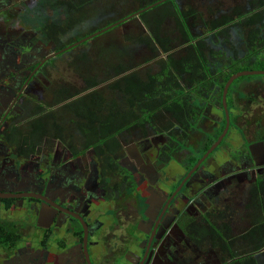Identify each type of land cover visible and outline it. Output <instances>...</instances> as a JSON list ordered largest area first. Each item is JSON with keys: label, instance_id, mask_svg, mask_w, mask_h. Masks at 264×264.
Wrapping results in <instances>:
<instances>
[{"label": "flooded vegetation", "instance_id": "af4514ba", "mask_svg": "<svg viewBox=\"0 0 264 264\" xmlns=\"http://www.w3.org/2000/svg\"><path fill=\"white\" fill-rule=\"evenodd\" d=\"M46 2L0 0V257L19 264H239L248 253L236 251L262 241L237 237L264 225L262 89L250 97L252 86L241 84L246 98L238 99L230 85L226 117L219 85H181L180 95L192 93L202 108L198 118L205 116L200 136L188 127L187 113L177 122L167 108L136 109V116L129 107L107 135L105 119L87 113L89 93L105 94L106 81L87 85V67H78L73 53L63 57L84 84L60 85L54 74L60 49L77 41L62 36L82 28L86 2ZM139 14L127 20L141 24ZM96 27L84 33L104 26ZM166 92L175 95L170 87ZM149 100L139 98L142 106ZM81 107L85 112L76 113ZM239 187L246 189L248 227L231 235V221L218 208Z\"/></svg>", "mask_w": 264, "mask_h": 264}, {"label": "trees", "instance_id": "16d2710c", "mask_svg": "<svg viewBox=\"0 0 264 264\" xmlns=\"http://www.w3.org/2000/svg\"><path fill=\"white\" fill-rule=\"evenodd\" d=\"M68 1L73 3V0ZM154 1L156 0H140L133 11ZM78 2L83 3L85 0ZM159 5H165L160 15L152 10ZM205 11L208 14L206 18L198 8L187 3L182 5L178 0H165L142 11L139 17L146 34L128 36L126 39L129 43L120 47L118 52L115 51V60L107 62L104 60L101 63V78L96 74L86 76V84L90 86L106 81L103 87L105 94L99 88L89 93L91 109L87 113L98 115L99 118L96 119L99 122L105 119L107 135L110 134L108 129L111 124L118 128L117 118L125 113L122 111L123 107L133 109L132 114L136 116L138 115L136 109L145 113H157L161 108H167L175 111L178 122L183 113H187L189 119L192 114L199 115L202 110L201 106L189 104L188 100L193 96L192 93L188 92V95L185 94L187 96L180 95L181 85H195V88L200 89L219 85L218 99L221 101L223 85L230 74L244 69H264V0H242L228 5L226 9L214 10L207 7ZM116 19L106 21L95 29ZM168 23L171 28L165 30L164 27L169 25ZM87 33L78 35L73 40ZM141 45H145V50H139ZM226 49H229L227 51L230 53H227ZM161 53L163 56L158 57ZM90 65H92L90 61L86 62L85 74L91 71ZM246 76L249 75L239 77ZM169 87L175 91V95L167 94L166 90ZM116 90L121 93V102L118 100L120 97ZM146 94L150 99L149 104L145 103V106H142L139 98ZM98 97H102V100L96 101ZM79 110L85 112L83 107L75 108L76 113ZM59 113L71 112L69 109ZM195 120L196 118L189 120V128ZM80 122L76 119V123ZM220 131L221 128L217 133ZM262 210L264 211V207ZM261 221L264 223V217ZM262 228L264 229V225ZM260 229V225L258 228L253 226L248 233H243L241 238L244 239L248 235L253 241L254 237L260 236L262 241L257 245H261L262 242L264 245V233H261ZM239 264L260 262L254 255L249 254L241 257Z\"/></svg>", "mask_w": 264, "mask_h": 264}, {"label": "rangeland", "instance_id": "374dc122", "mask_svg": "<svg viewBox=\"0 0 264 264\" xmlns=\"http://www.w3.org/2000/svg\"><path fill=\"white\" fill-rule=\"evenodd\" d=\"M50 1V0H49ZM47 0L46 3L49 2ZM242 0H178L179 3L182 2V5L185 3L192 5L193 7L198 8V10L201 13H204L205 18L208 17L207 12L205 11L207 7L210 9H226L228 5H232L235 3H239ZM86 5L84 4L85 10L83 9V14L85 15L84 17H81V20H83V24L81 29L75 28L74 30H71L67 34L62 36L63 42H69L71 39H74L78 35H82L86 29L96 27L100 24H104L112 20L113 18H120L127 13H130L133 11V9L139 5L140 0H85ZM202 5V6H201ZM165 5H159L156 8L152 9L155 13L158 12L162 13L164 11ZM102 13V15H100ZM64 14V15H63ZM59 21L62 22L68 19L67 14L65 11L59 10ZM94 17L93 21H90L89 18L87 17ZM152 17H154L153 14H151ZM78 17V16H77ZM102 17V18H101ZM134 18V17H133ZM131 19L127 20L126 22L116 25L113 28L109 29L107 33L105 34H99L95 37L88 38L80 43H78L75 46H72L66 50L61 51L58 53V56L60 58V62L58 64V69L54 73L58 77V83L61 84H71V85H83L84 80L82 76L80 75V70H78V67H81V69L84 70L86 66V62H89L92 64L90 65L91 71L87 72V75L91 74H96L97 77L101 78L102 74L100 73L102 69V62L105 60L106 62L109 60L114 61L116 58V52H118V49L122 47L124 44L129 43L126 38L129 37H135L140 34H146V30L143 26V24L137 22L136 19ZM168 21L169 19H165ZM169 24V23H168ZM170 24L165 26V30H170ZM103 33V32H102ZM78 40V39H76ZM234 38H232V41ZM229 49H226L227 53H230L227 51ZM116 51V52H115ZM70 53L74 56H76V60L79 61L78 63V69L76 68L75 64L67 63L69 61L66 57L64 58L63 56H70ZM71 55V57L73 56ZM84 64V65H83ZM93 68V69H92ZM90 70V69H89ZM244 76V75H243ZM85 77V76H83ZM238 78V79H237ZM234 81L232 82L231 88L233 89L231 91V96L233 98V92H237V95L235 98L238 99H243L244 97L246 98L245 94H243L240 85L241 84H246V85H251V92L249 93L250 97L252 93L254 95H259L255 94L254 92H258L256 90V87L258 86L259 88L262 89L261 95L259 97L263 96L262 103L264 104V74H250L249 76L246 77H237ZM248 81H245L247 80ZM258 84V85H257ZM247 94V93H246ZM229 98V94H228ZM190 105H195L198 106L197 103L199 104V101L197 99H192L188 100ZM259 102V101H258ZM261 102V100H260ZM257 102H251V107L255 110V105ZM206 109V108H205ZM264 110V108H263ZM200 116L196 114L191 115L192 118H197L194 122V124L198 125L196 126L195 129H193L194 132H197V136H200L203 132L200 131V129H203V127L200 126L201 122L199 123L200 120H203L202 117L205 118V116L201 115V118H198ZM264 115H260V117ZM210 118V117H209ZM207 121H204L205 125H209L212 120L206 119ZM233 120L231 116V121ZM192 124V127L193 125ZM224 143V141H223ZM191 147V145H189ZM219 151L217 148L215 152ZM246 189L243 187H239L235 189L234 195L230 196V200L228 203H223V205L218 208L219 212L221 214H227L225 219L229 222L231 221V225L233 226L231 228V235H235V233L239 234L240 230L242 228H247V219L246 218V213H245V207L243 208V205L245 201L247 200L246 196ZM227 197V196H226ZM233 197V198H232ZM229 216V217H228ZM241 216V217H240ZM260 223V221H259ZM262 228V226H261ZM262 230V229H261ZM237 237L240 239L241 236L237 235ZM259 237V236H258ZM256 237V238H258ZM257 242V243H256ZM239 245H241V241L238 242ZM260 243V241L256 240L242 250H237V255L241 254H252L254 255L255 258H257V261L260 262V264H264V245L263 242L261 245H258V248H250V246H253L255 244ZM262 247V250H257ZM257 250V251H255ZM252 251V253H250ZM254 251V252H253ZM263 251V252H262Z\"/></svg>", "mask_w": 264, "mask_h": 264}, {"label": "water", "instance_id": "95a60500", "mask_svg": "<svg viewBox=\"0 0 264 264\" xmlns=\"http://www.w3.org/2000/svg\"><path fill=\"white\" fill-rule=\"evenodd\" d=\"M163 1H165V0H156V1H154V2H152V3H150V4H148V5H146L145 7H142V8H140V9H138V10H136V11H134V12L128 14V15L125 16V17H122V18H120V19H118V20H116V21H114V22H112V23L107 24L106 26H104L103 28H101V29H99V30H96V31H94V32H91L90 34H88V35H86V36H84V37L78 39L77 41H75V42H73V43L67 45L66 47L60 49V51H62L63 49H66V48L72 47V46H74V45H77L78 43H80V42H82V41H84V40H86V39H88V38H91V37H93V36H95V35H97V34L103 32V31H106V30H108L109 28H111V27H113V26H115V25H118V24H120V23L126 21L128 18H130V17H132V16H136V15H138L139 13H141L142 11H144V10H146V9H148V8H151V7H153V6H155V5L159 4V3H161V2H163ZM250 74H264V69H244V70H239V71H236V72L230 74L229 77L227 78V80L225 81V83H224V85H223L222 100H223V105H224V108H225V115H226V117H227V115H228V112H227V110H226V103H225L226 101H225V98H226V93H227L228 87H229L230 84L234 81V79H236L237 77H239V76H243V75H250ZM227 125H228V120L226 121V126H225V128H224L222 134L216 139L215 142H213V143L211 144L210 148L206 151L205 155H206L207 153H209V152H210L215 146H217V144L219 143V141L221 140L222 136L224 135V133H225V131H226V129H227Z\"/></svg>", "mask_w": 264, "mask_h": 264}, {"label": "crops", "instance_id": "0c3cea01", "mask_svg": "<svg viewBox=\"0 0 264 264\" xmlns=\"http://www.w3.org/2000/svg\"><path fill=\"white\" fill-rule=\"evenodd\" d=\"M4 253L0 249V255H3ZM0 264H19L18 261H5L3 258L0 257Z\"/></svg>", "mask_w": 264, "mask_h": 264}]
</instances>
